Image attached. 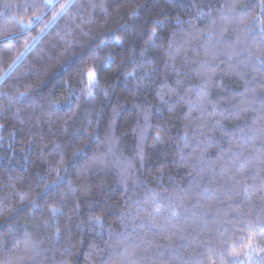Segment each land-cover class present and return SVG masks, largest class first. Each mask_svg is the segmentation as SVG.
I'll list each match as a JSON object with an SVG mask.
<instances>
[{"label":"clouds","instance_id":"obj_1","mask_svg":"<svg viewBox=\"0 0 264 264\" xmlns=\"http://www.w3.org/2000/svg\"><path fill=\"white\" fill-rule=\"evenodd\" d=\"M0 264H264V0H0Z\"/></svg>","mask_w":264,"mask_h":264}]
</instances>
